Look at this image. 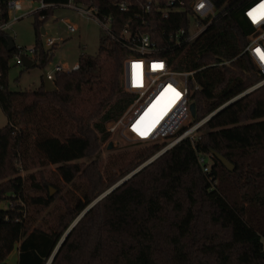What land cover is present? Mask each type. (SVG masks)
Instances as JSON below:
<instances>
[{
    "label": "trees",
    "instance_id": "1",
    "mask_svg": "<svg viewBox=\"0 0 264 264\" xmlns=\"http://www.w3.org/2000/svg\"><path fill=\"white\" fill-rule=\"evenodd\" d=\"M44 1L95 7L100 17L111 19V34L102 32L98 53H82L76 70L56 73L54 90L46 91L42 82L30 92L10 90L8 74L17 48L9 52V35L0 34V109L8 120L0 130V264H8L16 249L17 264H47L79 215L167 144L135 152L120 172L109 176L99 158L80 162L95 154L98 141L109 139L108 125L132 104L134 95L122 86L123 61L130 55L122 42L125 30L133 37L148 35L173 71H197L200 88L192 95V126L262 80L243 54L253 32L243 15L244 0H211L221 16L184 55L173 51L169 34L186 27L185 13L164 18L159 9L168 0ZM148 1L153 3L150 12L144 11ZM181 1L189 5L193 0ZM122 4L126 11L120 10ZM42 16L47 12L37 14L33 24L31 68H43L53 57L41 41ZM226 61L229 66L221 65ZM38 113L42 118L29 127V118ZM47 115L55 118L52 127L66 121V129L52 134L43 119ZM201 156L208 159L209 174L199 164ZM24 158L38 167L42 161L57 166L65 184L84 188L79 201L61 198L63 205L49 227L37 218L56 198L50 196L44 173L20 176ZM51 264H264V86L207 121L198 140H182L98 202Z\"/></svg>",
    "mask_w": 264,
    "mask_h": 264
},
{
    "label": "built area",
    "instance_id": "2",
    "mask_svg": "<svg viewBox=\"0 0 264 264\" xmlns=\"http://www.w3.org/2000/svg\"><path fill=\"white\" fill-rule=\"evenodd\" d=\"M22 2V0H0V34H7L14 24L25 17ZM244 2L246 6L243 15L252 26L253 32L247 37L243 54L251 58L262 80L233 100L252 89L264 86V60L261 59V55L264 54V0H244ZM152 5V1H148L144 11L150 12ZM60 9H69L76 15L94 21L103 32L111 34V19L100 17L95 7H83L72 1L46 3L42 0L39 9L33 13L37 15L46 11L47 16L40 17V20L55 19L54 12ZM120 10L126 11L127 7L122 4ZM159 10L164 18L175 12L185 13L186 27L169 34L173 51L182 50V55L186 54L190 46L221 16V12L211 0H193L189 5L181 0H168ZM60 22L67 24L69 30L75 32L76 28L70 25L67 19L62 18ZM122 37V42L130 53L123 61L122 86L126 92L133 94L134 98L122 117L108 125V132H117L124 139L148 144L167 141L165 147L156 156L162 155L186 138L192 142L198 140L199 129L211 115L192 126L193 118L190 113V106L193 104L192 95L200 88L195 80L197 71H173L167 59L162 57L156 42L148 35L133 37L125 30ZM55 45L54 40L48 39L46 49L50 50ZM24 58L34 62L35 48L25 52L17 48L14 58L16 66L23 67ZM230 63L226 61L221 65L229 66ZM77 68L78 65L73 70ZM62 72L69 71L58 64L55 66L54 74H46L47 79L53 83L55 74ZM199 164L204 173H210L206 157H199Z\"/></svg>",
    "mask_w": 264,
    "mask_h": 264
},
{
    "label": "rangeland",
    "instance_id": "3",
    "mask_svg": "<svg viewBox=\"0 0 264 264\" xmlns=\"http://www.w3.org/2000/svg\"><path fill=\"white\" fill-rule=\"evenodd\" d=\"M22 1L23 15H25V17L14 24L12 28L7 31V34L14 39L16 48L22 49L25 52V50H30L36 45L35 28L33 25L36 15H34L33 12L39 9L42 0ZM54 15L56 20L52 18L46 19L41 28V30L43 29L45 32L41 37L45 49L48 39H52L56 42V45L50 49L53 55L52 59L43 68L35 67L31 69L16 66L15 60L13 59L8 74V84L11 91H36L41 86L44 74H54L55 66L58 64L63 65L65 69L71 71L77 67L82 53L88 55H96L98 53L103 30L96 22L76 15L69 9L57 10L54 12ZM62 18L67 19L70 25L76 28L75 32H71L67 24L60 22ZM40 116L39 113L31 116L29 118V127L34 126L35 123L42 118ZM43 119L48 120L46 123L49 126L48 130L50 132L52 131V134H55L56 130L63 132L66 129V121H59L57 124H54L55 127H52L55 120L52 115L44 116ZM7 123L8 120L0 109V130L5 127ZM97 144L98 150L95 154L90 155L84 161L82 160L80 162L88 164L94 158H99L100 168L106 176L120 172L125 161L135 152H142L149 146L155 145L124 139L119 136L117 132L109 133V139L106 142L98 141ZM164 147L165 145L162 146L157 153ZM157 153L149 160L154 158ZM32 155H34V152ZM36 156L38 155L36 154ZM37 160L38 158L36 157V162ZM42 165V167L34 166L27 158H24L22 165L23 169L20 170V176L22 178H27L30 174H39V171L45 174V178L48 181L50 196L56 199L53 206L37 218V223L39 224L40 222L49 227L52 225L53 221L56 220L60 212V207L63 205L61 198H65L69 202L79 201L84 192V188L81 189L82 186H79L77 182L65 184L58 175L57 166L47 164L45 161H42ZM17 261L18 252L16 249L12 252L7 262L8 264H16Z\"/></svg>",
    "mask_w": 264,
    "mask_h": 264
},
{
    "label": "water",
    "instance_id": "4",
    "mask_svg": "<svg viewBox=\"0 0 264 264\" xmlns=\"http://www.w3.org/2000/svg\"><path fill=\"white\" fill-rule=\"evenodd\" d=\"M42 34H45L44 30L42 29ZM16 48L15 43H14V39L12 37H8V51L12 52L14 49ZM33 66V61L29 60L27 58H24V63H23V67L29 69ZM43 83L45 86V90L46 91H52L55 89V86L52 82H50L47 79L46 74H44L43 76ZM256 89V88H255ZM255 89L250 90L248 93H246L245 95L253 92ZM243 95V96H245ZM243 96L229 102L227 105L223 106L222 108H220L219 110H217L214 114H212L210 116V118L208 119V121L213 118L216 114H218L219 112L223 111L224 109H226L228 106L232 105L235 101L239 100L240 98H242ZM195 104H191L190 106V113H191V117L194 118L195 117ZM211 156L218 159V161L225 166L230 172L234 171V166L225 158L223 157L221 154L212 151L211 152ZM159 156H156L154 158H152L151 160H149L148 162H146L145 164H143L142 166H140L138 169H136L135 171H133L130 175H128L127 177L123 178L122 180H120L117 184H115L114 186H112L109 190H107L104 194H102L100 197H98L95 201H93L80 215L79 217L73 222V224L68 228V230L66 231V233L63 235V237L61 238L60 242L58 243V245L56 246L55 250L53 251L51 258L49 259L47 264H51L56 256V254L58 253L60 247L62 246V244L64 243V241L66 240V238L68 237V235L70 234V232L73 230V228L77 225V223L98 203L100 202L104 197H106L107 195H109L112 191H114L116 188L120 187L121 185H123L126 181H128L130 178H132L135 174H137L139 171H141L144 167H146L147 165H149L150 163H152L155 159H157ZM1 209H3V206H1Z\"/></svg>",
    "mask_w": 264,
    "mask_h": 264
},
{
    "label": "snow or ice",
    "instance_id": "5",
    "mask_svg": "<svg viewBox=\"0 0 264 264\" xmlns=\"http://www.w3.org/2000/svg\"><path fill=\"white\" fill-rule=\"evenodd\" d=\"M201 7H203V5H201ZM261 59L264 60V54L261 55ZM135 67V65H134Z\"/></svg>",
    "mask_w": 264,
    "mask_h": 264
},
{
    "label": "crops",
    "instance_id": "6",
    "mask_svg": "<svg viewBox=\"0 0 264 264\" xmlns=\"http://www.w3.org/2000/svg\"><path fill=\"white\" fill-rule=\"evenodd\" d=\"M43 82V81H42ZM17 264V263H16Z\"/></svg>",
    "mask_w": 264,
    "mask_h": 264
}]
</instances>
